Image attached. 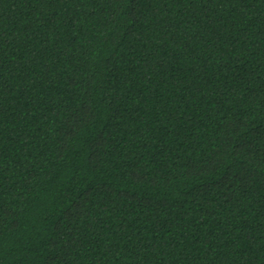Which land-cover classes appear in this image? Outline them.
I'll return each mask as SVG.
<instances>
[{
    "label": "trees",
    "instance_id": "16d2710c",
    "mask_svg": "<svg viewBox=\"0 0 264 264\" xmlns=\"http://www.w3.org/2000/svg\"><path fill=\"white\" fill-rule=\"evenodd\" d=\"M0 264H264V0H0Z\"/></svg>",
    "mask_w": 264,
    "mask_h": 264
}]
</instances>
